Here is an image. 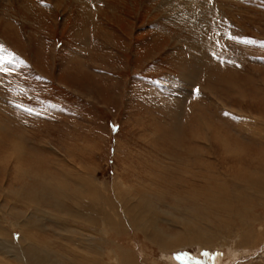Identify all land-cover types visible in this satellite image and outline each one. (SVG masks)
<instances>
[{"label":"rangeland","instance_id":"obj_1","mask_svg":"<svg viewBox=\"0 0 264 264\" xmlns=\"http://www.w3.org/2000/svg\"><path fill=\"white\" fill-rule=\"evenodd\" d=\"M229 33L257 43L229 40ZM261 44L264 0H0V66L10 70L0 71L2 138L24 144L23 165L42 161L57 183L79 164L108 191L126 175L152 185L168 209L188 206L178 181L183 157L195 153L215 167L224 141L249 156L264 154ZM8 198L10 213L46 222L33 206L22 208L32 188L1 166L0 208ZM167 226L176 235L177 226ZM150 246L148 264L226 258L224 248L171 255ZM263 253L229 264L264 263Z\"/></svg>","mask_w":264,"mask_h":264},{"label":"bare ground","instance_id":"obj_2","mask_svg":"<svg viewBox=\"0 0 264 264\" xmlns=\"http://www.w3.org/2000/svg\"><path fill=\"white\" fill-rule=\"evenodd\" d=\"M2 129L0 171L1 166H8L13 176L21 177L32 188V198L22 208L33 206L46 222L24 219V211L14 215L9 212L11 198L3 202L0 264H148L146 250L150 244L171 255L174 249L198 247L201 253L224 248L228 261L221 260L229 264L264 250V154L249 156L224 141L222 157L213 158V164L220 167L209 166L195 153L183 157L186 166L178 181L190 204L174 203L170 210L166 202L160 203L159 192L150 191L152 185L138 178L128 182L131 178L126 175L118 177L108 191V185L93 171L76 164L57 183L42 161L26 159L23 165L25 145L19 140L11 142L7 136L2 138ZM212 140L209 133L203 139L210 151ZM69 159L70 163L59 162L64 164L56 166L59 171L71 165L73 159ZM192 167L202 172L196 173ZM207 183L220 187L215 192ZM12 215L8 221L13 227L10 235L7 218ZM167 224L177 226L176 235ZM56 240L63 245L55 246Z\"/></svg>","mask_w":264,"mask_h":264},{"label":"snow or ice","instance_id":"obj_3","mask_svg":"<svg viewBox=\"0 0 264 264\" xmlns=\"http://www.w3.org/2000/svg\"><path fill=\"white\" fill-rule=\"evenodd\" d=\"M227 35H228V39L229 40L236 41L238 43H243V44H246V45H255L257 43L256 41H253V40L240 39L239 37L233 36L230 33L227 34ZM260 46L264 47V44H261ZM0 71L8 72L10 70L9 69H5L2 66H0ZM25 111H27L31 115L33 110L32 109H25ZM203 255L209 256V253L205 252V253H203Z\"/></svg>","mask_w":264,"mask_h":264}]
</instances>
